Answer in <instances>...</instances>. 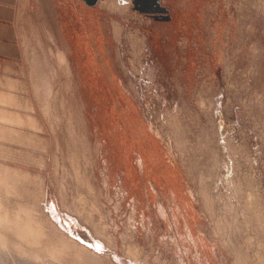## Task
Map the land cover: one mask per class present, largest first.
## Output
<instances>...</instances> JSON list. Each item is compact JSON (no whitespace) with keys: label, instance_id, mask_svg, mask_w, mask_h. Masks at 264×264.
<instances>
[{"label":"rangeland","instance_id":"374dc122","mask_svg":"<svg viewBox=\"0 0 264 264\" xmlns=\"http://www.w3.org/2000/svg\"><path fill=\"white\" fill-rule=\"evenodd\" d=\"M35 1L0 74V264H65L44 254L63 242L97 264H264V0H161L151 38L103 0L109 34L80 10L73 56L58 2ZM22 228L45 230L43 261Z\"/></svg>","mask_w":264,"mask_h":264},{"label":"crops","instance_id":"0c3cea01","mask_svg":"<svg viewBox=\"0 0 264 264\" xmlns=\"http://www.w3.org/2000/svg\"><path fill=\"white\" fill-rule=\"evenodd\" d=\"M56 11L60 18V27L62 37L56 40L59 43H66V48L69 49V55L75 54L77 34L79 32L80 10L85 12V17L92 21L91 25L96 24V19L101 27V34H109L110 24L108 20L109 10L104 9L101 5L103 0H99L97 5L90 6L84 0H56ZM35 0H0V74L7 73L13 65L20 64L24 60L23 34L24 26L29 19L32 5ZM125 5V4H123ZM128 7L123 18L126 22L123 23L124 28L148 35L156 34L158 30V21L154 18L134 11L132 4ZM103 12H106L104 14ZM110 14V13H109ZM123 20V21H124ZM107 21V22H106ZM112 22L116 24L112 18ZM134 23V24H132ZM136 25V27H134ZM111 26V25H110ZM70 28V33L68 29ZM78 29V31H77ZM69 34V40L66 41ZM148 38V37H147ZM148 38V39H149ZM152 40V39H150ZM149 40V41H150ZM64 41V42H63ZM72 61V60H71ZM73 66V63H70Z\"/></svg>","mask_w":264,"mask_h":264},{"label":"bare ground","instance_id":"6f19581e","mask_svg":"<svg viewBox=\"0 0 264 264\" xmlns=\"http://www.w3.org/2000/svg\"><path fill=\"white\" fill-rule=\"evenodd\" d=\"M122 0H120V3H122L121 2ZM97 5V4H96ZM125 5H129V4H125ZM135 11V10H134ZM10 93V92H9ZM2 127H4V126H2ZM7 127V126H6ZM0 128H1V126H0ZM6 129V128H5ZM1 130V129H0ZM5 198V197H4ZM7 198H9V196L7 197ZM0 200H1V198H0ZM12 200V199H11ZM8 201V200H7ZM1 202H3V201H1ZM14 202V201H13ZM7 203V202H6ZM15 203V202H14ZM8 204V203H7ZM10 204H11V202H10ZM9 205V204H8ZM22 205H24V204H22ZM1 206V205H0ZM16 206V205H15ZM19 206V207H18ZM17 207H16V211L18 212V210H17V208H20V211H21V205H18ZM3 207V206H2ZM2 207H0V208H2ZM10 207H12V206H10ZM22 207H25V206H22ZM4 208V207H3ZM2 208V209H3ZM7 208V207H6ZM6 208H5V210H6ZM26 208V207H25ZM1 210V209H0ZM9 210H10V208H9ZM23 210V209H22ZM25 210V209H24ZM16 211H14V212H16ZM26 211V210H25ZM6 212V211H5ZM23 212V211H22ZM23 213H25L24 215H26V212H23ZM18 214V213H17ZM6 215V214H5ZM27 215H29V216H31L30 215V213L28 214L27 213ZM26 215V216H27ZM20 216V215H19ZM4 217V216H3ZM15 217H16V215H15ZM25 217V216H24ZM28 217V216H27ZM17 218V217H16ZM21 218V217H20ZM30 218V217H29ZM28 218V219H29ZM22 219V218H21ZM33 219V218H32ZM26 220H27V218H26ZM24 221H25V219H24ZM29 221V220H28ZM28 221H26V223L28 222ZM34 221V220H33ZM32 221V222H33ZM30 222V221H29ZM25 224V223H24ZM28 224V223H27ZM26 224V225H27ZM30 224V223H29ZM29 224H28V226H29ZM36 224H37V222H36ZM36 224H35V221H34V225L36 226ZM38 224H40V222L38 223ZM38 226V225H37ZM42 226H43V224H42ZM41 226V227H42ZM27 227V226H26ZM30 227V226H29ZM32 227V226H31ZM40 227V226H39ZM38 227V228H39ZM40 227V228H41ZM38 228H36L37 230H38ZM42 229H40V231L38 230V231H33V230H28L27 231V229L26 228H22V229H20L19 230V235H20V237L18 238V240H16V239H14L15 241H14V243H15V245L17 246V248L19 249V252H21V253H23L24 255H22V256H25V255H27V256H29V257H31V258H33V259H35V260H37V261H40L41 259H42V261H43V259H44V254H46V256L48 257V260H50V262H51V260H53V259H55L56 260V262L57 261H61V262H64L65 264H97V258L95 257V255L94 254H91V253H87V251H85L84 249H77V247L76 248H73V246H71V245H68L66 242H65V244H64V242L63 241H60L59 239H57L58 241H57V243L56 244H54V249L55 248H57V246H60L61 245V242H63L62 243V248L63 249H61V250H53V249H51V251L49 250V252H45L46 251V249H42V247H41V245H40V243H43L45 240H43V238H44V235H43V233L45 232V230H44V232L43 231H41ZM43 232V233H42ZM50 232V231H49ZM46 234H47V232H46ZM49 234V233H48ZM53 236V235H52ZM43 237V238H42ZM1 238V244L2 243H4L5 242V238H4V235H3V238L5 239H3L2 237H0ZM45 239V238H44ZM48 239V238H47ZM50 239V238H49ZM10 240V239H9ZM41 240H42V242H41ZM51 240V239H50ZM66 241V240H65ZM7 243V242H6ZM6 243H5V245H6ZM9 243V242H8ZM48 243V242H47ZM44 244V243H43ZM55 245H57L56 247H55ZM0 246H2V245H0ZM4 246V245H3ZM7 246V245H6ZM12 246H14V244L12 245ZM53 246V245H52ZM51 246V247H52ZM41 247V248H40ZM75 247V246H74ZM2 248V247H1ZM14 248V247H13ZM47 248V247H46ZM50 248V247H49ZM48 248V249H49ZM4 249H5V247H4ZM16 248H14V250H15ZM45 252V253H44ZM42 253H44L43 255H42ZM68 253H70V255H76L75 257H76V260H75V258L74 259H71V260H69V259H65V258H63V257H65V255H67L68 256ZM49 258H51V259H49ZM54 261V260H53ZM46 262V261H45ZM49 262V261H48Z\"/></svg>","mask_w":264,"mask_h":264},{"label":"water","instance_id":"95a60500","mask_svg":"<svg viewBox=\"0 0 264 264\" xmlns=\"http://www.w3.org/2000/svg\"><path fill=\"white\" fill-rule=\"evenodd\" d=\"M88 5L94 6L99 0H84ZM122 4H132L135 11L150 16L157 21H168L171 19L167 7L163 6L161 0H122Z\"/></svg>","mask_w":264,"mask_h":264}]
</instances>
